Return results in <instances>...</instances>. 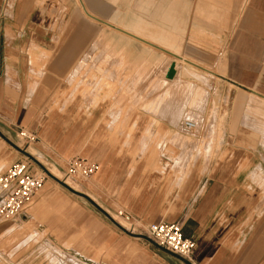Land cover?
I'll return each mask as SVG.
<instances>
[{
    "label": "crops",
    "instance_id": "1",
    "mask_svg": "<svg viewBox=\"0 0 264 264\" xmlns=\"http://www.w3.org/2000/svg\"><path fill=\"white\" fill-rule=\"evenodd\" d=\"M132 3L149 11L146 21H171L175 35H186L192 27L226 39L228 60L221 67L215 65L217 72L187 59L239 91L240 87L264 88V0ZM22 17L17 13L14 20ZM103 20L111 22L107 16ZM84 28L79 24L76 30H65L59 42L37 30L33 35L26 29H0V173L29 159L20 151L25 145L18 137L19 129H27L37 137L35 153L60 167L63 174L64 162L72 157L99 165L87 193H82L105 213L59 182L45 181L21 216L7 221L15 227L3 231L0 264L10 263L21 251L19 259L25 261L43 245L58 251L61 264H264L260 134L244 130L249 141H233L231 147L222 148L221 156L208 158L195 156L194 142L173 140L175 126L154 124V116L144 111L112 108L109 101L98 108L87 103L88 108L81 109L87 106L79 98L74 99L76 107L64 110L61 103L73 95L79 82L74 77L82 53L68 44L72 39L88 41L93 30ZM46 42L54 46L47 47ZM257 90L251 92L264 100V90ZM30 166L32 171L37 169ZM119 209L145 224H179L183 234L195 240L194 249L187 257H179L147 236L126 233L110 219ZM38 236L44 244L36 240Z\"/></svg>",
    "mask_w": 264,
    "mask_h": 264
},
{
    "label": "rangeland",
    "instance_id": "2",
    "mask_svg": "<svg viewBox=\"0 0 264 264\" xmlns=\"http://www.w3.org/2000/svg\"><path fill=\"white\" fill-rule=\"evenodd\" d=\"M84 1L90 14L101 19L107 16L111 18L113 25L130 32H139V36L148 39L145 30L154 35L157 32L164 34L174 42V46L171 47L175 49L176 54L209 67L212 71H216L217 63L221 67L222 62L228 60L226 39L212 37L207 31L192 27H189L186 35H175L171 31V21H146L149 11H145L141 5L132 3L135 0H130L129 4H121V0H96V3L97 1L108 3L106 6L104 4L105 10L98 4L89 6L88 0ZM20 3L23 5H19ZM80 8L77 0H0L1 31L11 27L26 29L36 35L37 30L44 37H52L55 42H59L65 30L71 28L76 30L79 24L85 26V30H93L88 41L86 38L81 42L72 39L68 44L73 45L70 48L82 53L78 56L79 63L75 71L77 74L74 77L75 81L79 82L72 91L73 95L61 103L64 110L71 106L76 107L74 99L79 98L84 101L80 105L83 103L87 106L88 103L90 107L98 108L100 104L109 101L112 108L119 107L127 112L135 109L144 111L154 116V124L161 121L170 129L171 124L175 126L177 132L173 140L194 142L195 153H198L195 156L208 158L221 156L222 148L231 147L233 141L238 139L243 142L249 141L248 135L242 133L244 130L258 132L261 138L260 146L264 145V100L251 92V90L259 92L258 88L264 90L263 87H240L239 91L238 87L219 76L192 69L179 60L173 61L171 56L163 54L160 50L151 49L138 41L126 38L99 22L92 23L83 15ZM166 8L165 6V10ZM160 10L163 11V7ZM17 13L23 16L19 22L14 20ZM162 14H165L166 19V13ZM26 41L27 39L24 40ZM48 42L47 47L54 46V43ZM170 63L173 65L174 73L169 79L167 70ZM89 92L92 96L88 95ZM235 94L236 100L233 101ZM87 108L88 106L81 109ZM185 122L192 123L194 125L192 129H187L184 126ZM17 143L21 145L19 141ZM33 144L28 146L24 144V150L51 174L47 175L46 181L59 180L69 184L74 190L87 193V185L92 178L80 181L67 177L60 167L50 165L35 153ZM27 161L38 170H43L30 159ZM84 201L91 205L86 199ZM111 218L122 225L126 232L125 228L128 225L120 217L113 215ZM11 227L15 225L0 219V242L2 236H5L3 231ZM41 237L38 236L36 240L39 241ZM40 243L44 244L43 240ZM23 252H18L10 258V263L6 261L1 264H61L58 251L48 245L39 247L30 257L25 258V261L19 259Z\"/></svg>",
    "mask_w": 264,
    "mask_h": 264
},
{
    "label": "built area",
    "instance_id": "3",
    "mask_svg": "<svg viewBox=\"0 0 264 264\" xmlns=\"http://www.w3.org/2000/svg\"><path fill=\"white\" fill-rule=\"evenodd\" d=\"M184 126L192 129L194 125L185 122ZM18 137L27 146L37 141L35 133L27 129H19ZM65 167L67 177L80 181L90 180L99 169L97 163L81 157L68 159ZM47 177L41 169L32 171L27 160L15 162L0 173V219L5 221L18 219L25 205L42 189ZM116 215L128 225L125 228L126 232L145 234L158 246L179 257H187L195 247V240L186 237L177 223L160 221L145 224L122 209L117 210Z\"/></svg>",
    "mask_w": 264,
    "mask_h": 264
},
{
    "label": "bare ground",
    "instance_id": "4",
    "mask_svg": "<svg viewBox=\"0 0 264 264\" xmlns=\"http://www.w3.org/2000/svg\"><path fill=\"white\" fill-rule=\"evenodd\" d=\"M77 1L79 3V5H80V7H81V9L83 11V13L87 17H89V18H91V19H93L95 21L99 20V21L102 22V23L101 22H99V23H101L103 25H106V26L112 28L113 30L118 31V32L124 34L125 36H127V37H129V38H131V39H133L135 41H138V42L142 43L143 45H145V46H147V47H149L151 49L160 50V52H162L163 54L171 56L174 59L173 61L179 60V61L187 64L188 66H190L192 68H195L197 70L203 71V72H205L207 74H210V75H215V73H213L209 69H206V68L202 67L201 65L196 64V63H194V62H192V61H190V60L182 57L181 55L176 54L174 52L175 49L171 47V46H174L173 45L174 42L171 41L170 38L168 39V37H165L164 34H162L160 32H157L154 35V34L149 33V32H147L145 30L144 33L146 32L147 35L146 34L145 35L148 37V39L147 38H144L142 36H139V34H140L139 32H130V31L126 30V29H123V28H120V27H118L116 25H113L109 21L103 20V19H101L99 17H96L93 14H90V12L88 11V8H87V5H86L85 1L84 0H77ZM154 41H156V42H154ZM173 73H174L173 65L171 66V63H170V66H169V68L167 70V78H169V79L172 78Z\"/></svg>",
    "mask_w": 264,
    "mask_h": 264
},
{
    "label": "water",
    "instance_id": "5",
    "mask_svg": "<svg viewBox=\"0 0 264 264\" xmlns=\"http://www.w3.org/2000/svg\"><path fill=\"white\" fill-rule=\"evenodd\" d=\"M98 22H101V21H99V20H97ZM102 23V22H101ZM172 66V65H171ZM24 155H26L31 161H33V162H35V163H37L38 164V166L39 167H41L42 169H43V171L47 174V175H49V176H51V174L45 169V168H43L42 166H41V164L37 161V160H35L30 154H28V153H26V151L25 150H20ZM62 186H64L65 188H67L68 190H70L72 193H74V194H76V195H79V196H81V197H83L84 199H86L87 201H89L93 206H95L96 208H98L100 211H102V212H104L103 210H102V208H100L93 200H91L86 194H84V193H81V192H79V191H76V190H74V189H72L71 187H69L67 184H65V183H63L62 181H59V180H57ZM105 213V212H104ZM110 219L112 220V221H114L111 217H110ZM115 222V221H114ZM124 230V229H123ZM138 236H140V237H144V238H147L146 236H143V235H138Z\"/></svg>",
    "mask_w": 264,
    "mask_h": 264
}]
</instances>
